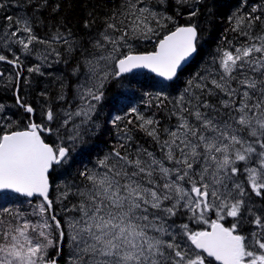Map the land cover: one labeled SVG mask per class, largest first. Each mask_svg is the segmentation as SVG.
I'll use <instances>...</instances> for the list:
<instances>
[{
	"label": "snow or ice",
	"instance_id": "obj_1",
	"mask_svg": "<svg viewBox=\"0 0 264 264\" xmlns=\"http://www.w3.org/2000/svg\"><path fill=\"white\" fill-rule=\"evenodd\" d=\"M137 3L143 0H128L125 16L134 18L130 24L113 16L100 33L101 39L91 42L93 48L106 54L84 57L85 79L75 86L74 99L81 101L75 111L69 108L56 112L49 106L41 113L46 123L30 120L22 129L0 127V192L43 198L36 206L38 211L34 209L30 214L41 217L37 223L0 204V217H11L7 223L0 218V264H57L49 249L61 255L66 237L72 253L69 264H264V214H257L249 206L251 195L246 191L250 188L256 197L264 199V34L242 33L253 42L234 51L221 50L213 60L218 68L186 82L175 101L176 129H165L169 139L160 144L162 159L146 149H137L133 158L125 143L114 146L103 158H97L91 169L79 172L86 182L84 188L72 192L68 187L62 193L65 199L70 192L78 197V203L64 211L79 215L67 217L64 222L57 218L49 199V177L57 167L70 162L73 146L82 143L90 131L86 126L104 99L105 84L137 69L173 81L197 52V28L188 25L177 26L159 38L153 51L134 53L129 40L158 35L149 17L158 24L160 19L172 20L158 18L148 7L137 8ZM252 12H256L255 7ZM196 14L192 11L189 16ZM7 19L12 21V17ZM257 21L264 23V18L241 16L233 31L244 23L252 28ZM16 24L21 27L12 31L11 37L21 31L28 34L27 40L14 41L23 53L30 54L34 42L49 43L33 34L27 19H18ZM62 38L60 33L53 37ZM64 43L69 54L79 46L67 39ZM106 45H111L110 51ZM0 61L17 65L20 57L0 55ZM28 71L43 75L41 65ZM79 74L78 63L72 75ZM69 87L62 83L58 99L71 104L63 91ZM221 93L227 99L220 100V109L202 99L205 94L212 97ZM17 104L25 113H34V108L22 103L19 96ZM129 112L136 113L141 130L160 143L157 130L151 127L155 122L137 113L135 107ZM76 118H81L80 123L75 122ZM123 119L117 115L111 123L116 125ZM62 129L68 133L67 143ZM127 132L125 126L123 140H131ZM52 135L59 143L47 142ZM165 161L172 166H165ZM244 174L247 185L237 182ZM189 213V222L206 227L193 230L189 223L178 227L175 221L169 223L172 217ZM212 213L215 218H210ZM228 218L232 222L226 226ZM244 224L254 225L257 230L245 234ZM54 232L58 238H54Z\"/></svg>",
	"mask_w": 264,
	"mask_h": 264
},
{
	"label": "trees",
	"instance_id": "obj_2",
	"mask_svg": "<svg viewBox=\"0 0 264 264\" xmlns=\"http://www.w3.org/2000/svg\"><path fill=\"white\" fill-rule=\"evenodd\" d=\"M8 1L10 0H0V4L3 5V7H0V24H3L5 31L13 29L16 22L15 18L10 15L11 11ZM11 1H13V5L28 15L34 26L33 31L35 35L43 32L52 41L59 42L61 39L54 40L53 37L58 33L69 34L73 41L79 45L76 47V52L78 53L80 51L84 52V47H86L87 43L91 39L98 38L100 32H104L106 23L112 22L110 18L115 16L117 21L125 20L123 17L128 4L126 0ZM146 1L152 8L158 11L160 17H172L170 21H173V24L170 25L167 22L169 20L162 19L164 25L160 27L158 35L153 39H157L158 42V39L168 34L169 31H172V27L174 26L193 25L197 28L198 33L197 52L173 83L164 84L162 82V84L160 81L159 84L167 88V96L155 95L154 83H158V80L146 73L142 75L133 74L128 80H125L127 81L126 83H123L125 81L119 78L110 79L103 88L104 99L98 105L99 114L95 116L97 119V129L92 130L93 132L89 137L83 138L81 149L73 153V157L68 164L57 167L56 171L51 173L50 183L53 188L55 179L58 177H61L67 184L70 181L69 184L72 185H85L86 182L79 176V172L95 164L97 158H102L106 150L111 151L114 146L122 143L119 134H124L125 126L128 129L127 134H131L132 136L130 144L124 141L129 153L132 152L135 145L153 147L156 140L141 130L135 113L129 112L134 99L143 101L144 104H139L138 108L145 110V113L153 119L155 129L160 133L163 127L169 123L172 125L176 122L168 97L181 92L185 88L186 82L200 70L198 67L201 59H206L213 55L218 57L223 49L234 51L235 48L245 43L253 42L249 40L248 35H243L242 33H248L251 36L263 34L264 23L260 21H257L252 28H249L247 23H244L236 31H233V29L237 28V19L241 16L247 17L253 15L264 18V0H199V3L196 0H186V2L181 3H178L177 0H162L159 3L158 0ZM254 7L256 8V12H252ZM234 9L237 10L238 14L235 15L233 13ZM192 11H196L197 14L189 16V13ZM9 15L12 17L11 22L7 19ZM118 26L123 27V25ZM109 32L111 33L110 30ZM154 48L155 46L144 48L139 46L134 53L150 52ZM67 54V61L77 66L79 55L75 54V51L74 54H69L67 51ZM65 73L68 72L63 71L59 73V78L64 76ZM128 83H130L129 86L126 85ZM33 84L37 85V82L34 81ZM16 88L18 89L17 96L20 97L22 103L27 104L28 102L31 106L32 102L39 104L38 98L40 96L37 95V92L33 91L34 87H28L32 90L27 94L25 84L23 83H18L12 89H5L0 86V100L6 99L12 104L16 103V97L13 94ZM50 90L51 88H45V92L40 93H46V95L42 96H48L49 98V96L54 95L56 88L53 87V90ZM209 100L212 103H216L214 98L209 97ZM47 105L56 106V99L55 103H48ZM21 109L20 107L16 108L18 113L16 116L13 114L16 121L11 124L10 128H7L8 130L22 129L28 124L29 116L23 113ZM117 115L124 117V119L113 125L111 120ZM129 120H132L133 123L129 124ZM159 133L158 135L161 138ZM52 196L53 194H51L50 199ZM72 197L73 194L70 192L68 201H72ZM53 208L57 209V206L53 205ZM178 216H175V219H179L178 221L191 223L189 222L188 215ZM64 243L63 241L61 255L57 256L55 249L49 251V254L56 258L57 264H66L67 254Z\"/></svg>",
	"mask_w": 264,
	"mask_h": 264
},
{
	"label": "rangeland",
	"instance_id": "obj_3",
	"mask_svg": "<svg viewBox=\"0 0 264 264\" xmlns=\"http://www.w3.org/2000/svg\"><path fill=\"white\" fill-rule=\"evenodd\" d=\"M126 1L128 3V0H126ZM161 1L162 0H158V3L161 2ZM132 2H135V0H132ZM136 7L137 8L148 7L149 9H151V11L157 13L158 18L160 17L158 15V11H156L154 8H152L147 3L146 0H143V3H137ZM126 11H127V9L125 10V12ZM125 12H124L123 19H125V23L126 24H128V23L130 24L131 20L134 19V18L133 17H126L125 16ZM234 13H235V15L238 14L237 10L234 9ZM16 20H18V19H16ZM149 22H150V26L155 29V33H158L161 25H164L162 19L159 20V24H158L156 20H153L151 17H149ZM167 22H169L170 25L173 24V21L169 20ZM16 27H21V25L16 24ZM174 28H176V26L172 27V30ZM32 30H33V28H32ZM12 31H14V30L13 29H8L7 31H5V29H4V31L1 32V34H0V38L2 39L1 45H3V48L4 49L10 48L11 51H12V54H15L16 51H15L14 46H16V48L18 50H20V51H22V49H21V46L19 44H17V43H14V41L17 40V39H25V40H27V35L28 34L21 31V32H19L17 34V37H11L10 33ZM110 31H112V30H110ZM100 33H102V32H100ZM100 33L98 34V38L91 39L87 43L86 47H84L86 49V51H85V49H84V52L80 51V54H79L80 74H79L78 77L72 75V70L73 69H71V74L70 75L65 74V76H66L65 78H63V77L59 78L58 75L54 79L51 78V77H48V73L47 72L46 73L43 72L42 69H46L47 68V66H46L47 62L54 63V62H56L57 59H60V61H61L62 58H63V55H62L61 51L60 50L58 51L57 48L54 47L53 45H51L50 42L47 43V44L44 43L43 45H39V46H35V47L33 45L34 43L30 45V48H31V53L30 54H33V52H34V55H37V58H36L37 64H33L32 63V59H30V62L27 61V62L23 63V65H21L22 71L23 72L25 71L26 73L24 75H22L21 79L24 78V77L27 78L23 82V84H25V89H26V93L27 94L30 92V90H32V89H30L28 87H32L33 86L34 87L33 91L37 92V95L40 96L38 98L39 104L37 102H32L33 103L32 107L36 110V113H37V116H38L39 119L42 116L41 113L45 112L47 110V108L49 107V105H47V104L48 103H55V99H56V104L59 105V107L56 106V109H55L56 112H61L62 109H69V108H71L72 111H75L77 106L80 105L81 101L78 98L74 99V97H75V86L77 84L81 83L85 79L84 72L86 71V69L84 68V65L82 63L84 57L87 56L89 59H91L93 55L99 56L101 54H106V52L102 53L100 50H97V49L92 47V43L91 42H94L95 40L101 39ZM33 34H34V31H33ZM156 36L157 35L153 34V35H151V37L149 39H144L143 37H139L137 39L129 40V43L132 45L133 52H135L139 48V46H141L142 48H144V47H154L155 44L157 43V39H153V38L156 37ZM101 43H103L102 40H101ZM106 49L108 51H110L111 50V45H106ZM123 51L127 52L128 49L125 48V49H123ZM57 53L60 54L59 57L57 56ZM142 53H145V52H142ZM256 55H259V54H256ZM23 56H27V54L23 53ZM8 57L12 58V59L16 58V57H12V56H8ZM214 58H218V57H215V55H213L212 57H208L206 59L205 58L201 59L200 60L201 63L199 65V67H198V68H200V70L197 71L192 78L196 77L197 75H200V76L206 75L209 70L214 69V68H218V63L215 64V65L213 64ZM0 64L2 66L7 65V64H2V63H0ZM19 64H21V63H19ZM35 65H41V72L45 76L44 79H41L43 75H41L39 73H35V72H31L30 73L28 71V68L34 67ZM137 74L138 75H142L144 73H137ZM249 74L250 75H257V73H251V72H249ZM130 76L131 75L120 77L119 79H121L122 81H125V80H128ZM17 79H18L17 73H16V76H15L14 73H11V74H9L7 76L6 79H0V86H2L4 88H11V87L13 88V86H16L18 84V82L16 81ZM21 79H20V81H21ZM37 79H39V81H38L37 85H34L33 82L35 80H37ZM126 82L127 81H125L123 83H126ZM62 83L71 85V87L63 89V91L66 93L67 101H71V104H69L68 102H66L64 100H59L58 99V96L60 95V93L62 91ZM159 83H160V81H158V83H154L155 95H157V96H167V88H165L162 85L163 84L162 82H161L162 84H159ZM129 84L130 83H128L126 85L129 86ZM233 86H235V85H233ZM53 87L56 88V92L54 93V95L49 96V98H48V96H42L41 95L40 92H45L44 88H47V89L51 88L50 91H52ZM209 87H211V85H209ZM37 88H40V90L37 91ZM182 91L177 93V94H175V95H172V96L168 97L169 101L171 102L172 112L178 110L177 106L175 104V101L180 96ZM13 94L17 95V91L14 90ZM204 96H205V98H204ZM204 96H202V99L207 100L209 103L215 105L217 109H220V107H221L220 106V100L222 98L223 99H227V97H224L223 94L221 93V94H219L217 96H212L211 97V98H214L216 100V103H212L209 100V96H207L206 94ZM77 100H79V102ZM57 101H59V102H57ZM194 102L195 101H193V103ZM139 104H144V103L140 99L139 100L138 99H134V101L132 103V108L135 107L137 109V113L142 115L144 118L149 119L150 116L145 113V110H141V109L138 108ZM0 106H2V108H0V127H4V128L7 129V128H9L8 125L12 122L11 121V122L8 123V120L10 118H12L11 115H10V112L13 113L15 111V108L19 107L20 105H18L16 103L12 104V103H10L9 100L3 99V100H0ZM202 111H209L210 112V110H204V109H202ZM221 111H225V110H221ZM26 114L28 116H30V114H28V113H26ZM211 114L216 115V113H211ZM135 115H136V113H135ZM184 115L188 116L187 113H184ZM174 117H175L174 120L176 121V122H174V124L171 125L169 123L167 126H165V127H163L161 129L160 133L157 131V133H159L161 135L160 143H157V141H156V143H155V145L153 147H143V146H140V145H138V146L135 145L133 147L132 152H131V154L133 155V158H135V153H136L137 149H146L148 152H152L157 159H162L163 158V154L161 152L160 144L163 143L164 140L169 139V136L165 132V129H169V130H175L176 129V125L178 124V119H177L176 115H174ZM223 118L226 119L227 117H223ZM150 119H152V118H150ZM188 119L190 120V122L195 123L193 117L188 116ZM80 120H81V118H76L75 122L76 123H80ZM42 122L46 123V121H43V119L39 121V123H42ZM139 123H141V121H139ZM89 124L87 126H89ZM68 127L71 128L72 125L69 124ZM97 127L98 126H96V128ZM151 127L155 128V125L153 124ZM61 134L64 135L65 142L67 143V135H68V133L65 130L62 129L61 130ZM85 135H84V137H85ZM54 136L55 135H53V137ZM57 143H59L58 140H57ZM80 144H81V142L76 143L75 144L76 146L74 145L73 148H75L76 151L80 150L81 149V147H79ZM165 151H166V149H165ZM108 152H110V151L106 150L105 154H107ZM103 156H102V158H103ZM143 158L145 160L148 159L146 155L143 156ZM93 165L89 169H91L93 167ZM165 166L171 167L172 165H170L167 161H165ZM237 182H243L245 185H247L246 174H244L241 178H238ZM68 187H71L72 191H76L77 187L84 188L85 185H81V186H78L77 184H74V185L69 184L68 185L67 182H65L61 177H58V178L55 179L54 188L52 190L53 196L51 198V201L53 202V205L57 206V209H54V211H55L56 214H58L57 218L60 219L62 222H64L67 217H72V216H78L79 215L76 212L64 211V209H71L74 204L78 203V197L76 195H73L72 201H68V197L66 199L62 197V193L65 192ZM246 191H248L249 194L252 195L251 201L248 202L249 206H251L253 208V210L257 214H264V199H262L261 197H256L253 193H251L250 188L246 187ZM29 201H31V203H29ZM65 201H67V202L65 203ZM40 202H41V200H39V199L28 200V199L22 198L20 196L14 195L12 193H1L0 194V204H2L3 206L9 207V208H11L13 210H18L19 212L24 213L25 214L24 218L28 219V220H31L33 223H37V222H39L41 220V217L39 215H30L34 211V209L36 211H38V208H36V206ZM45 215L47 216L48 214L46 213ZM187 215L190 216V213L187 214ZM0 218L4 219L5 223H7V221L9 219H11V217H8L7 215H5L3 217H0ZM178 218H180V217L178 216ZM210 218H215V214L214 213L210 214ZM178 220L179 219H175V217H172V219L169 221V223H171L172 221H175V225L177 227L179 225L183 224V223H188V222H185V221L180 222ZM231 222H232L231 218H228L227 221H226L227 226ZM189 227L192 228L193 230H200V228H203V227H206V226L205 225H197L195 222H191V223H189ZM64 230L67 233L66 225H65V229ZM252 230H257L254 225H251V224H244L243 225V231L245 232V234H247L248 232H250ZM57 236H58V234L54 232V238H56ZM64 242H65L64 245H65V250H66V254H67L65 263L69 264V258H70L72 253H71V250H70L69 245H68L67 237L65 238ZM50 250H52V249H49V251Z\"/></svg>",
	"mask_w": 264,
	"mask_h": 264
},
{
	"label": "flooded vegetation",
	"instance_id": "obj_4",
	"mask_svg": "<svg viewBox=\"0 0 264 264\" xmlns=\"http://www.w3.org/2000/svg\"><path fill=\"white\" fill-rule=\"evenodd\" d=\"M9 3H8V5H9V7H10V11H11V13H10V15H12L14 18H15V21H17L16 19H27L28 21H29V23H30V26H32V28H34V26H33V24L31 23V21H30V18L28 17V15H26V13H24L20 8H18V7H16L15 5H13L12 4V2L13 1H8ZM10 15L8 16V17H10ZM3 27V24H1L0 25V31H1V28ZM3 29V28H2ZM262 33H264V25H263V30H262ZM35 35V34H34ZM40 40H43L44 38H45V34L42 32V33H40L39 35H36ZM67 40H69V41H73V39L69 36L68 38H66ZM2 41V39L0 38V42ZM47 44V43H46ZM34 46H39L40 45V43H38V42H34V44H33ZM67 48H68V46L66 45V48H65V52H64V55H63V58H62V60L65 62V61H67V57H68V54H67ZM76 47L74 48V50L72 51V53L71 54H74V51H75V54H77V55H79L80 53H78V52H76ZM0 55H6L7 57H8V53H6L4 50H3V45H1L0 46ZM9 58V57H8ZM9 59H12V58H9ZM13 59H15V58H13ZM20 59H21V57H20ZM78 61H79V58H78ZM70 62V61H69ZM67 63L66 64V66L65 67H63L62 69H61V71H60V73L61 72H63V71H65V72H68V73H65V74H67V75H70L71 73V69H73V68H75L76 66L75 65H73L72 63ZM0 63H2V64H7L6 66L7 67H3L2 68V70H1V72H0V77H2V79H6L7 78V76L9 75V74H11V73H13L14 71L15 72H17V66L19 65V63L17 64V65H13V64H9V63H7L6 61H0ZM73 65V66H72ZM72 66V67H71ZM71 68V69H70ZM21 75V76H20ZM20 77H18V83L19 84H21V82H20V79H21V77H22V75H24V72L23 71H20ZM48 77H51V78H56V77H53V76H48ZM63 78H65L66 76L64 75V76H62ZM45 78V76H42V78L41 79H44ZM38 81H39V79H37V80H35V82H37L38 83ZM16 90L18 91V89L16 88ZM38 90H40V88H37V91ZM44 90H45V88H44ZM58 102V101H57ZM56 106L57 107H59V105H57L56 104ZM56 106H51L52 108H53V110H55L56 109ZM22 112L24 113V110H22ZM43 118H42V116H41V118L40 119H36L35 121H40V120H42ZM29 121H30V118H29ZM45 136H47V134H45ZM55 137L56 136H54L53 137V135L51 136V137H49L48 139H47V142H49V143H52L54 140H55Z\"/></svg>",
	"mask_w": 264,
	"mask_h": 264
},
{
	"label": "water",
	"instance_id": "obj_5",
	"mask_svg": "<svg viewBox=\"0 0 264 264\" xmlns=\"http://www.w3.org/2000/svg\"><path fill=\"white\" fill-rule=\"evenodd\" d=\"M195 55V54H194ZM194 55H193V57L192 58H190V60L187 62V63H185L184 65H183V67H182V70L191 62V60L194 58ZM181 70V71H182ZM139 71H144V72H146V73H148V74H150V75H152L153 77H155V78H157L158 80H160V81H162V82H165V83H168V84H170V83H172V82H174L175 81V79L173 80V81H166V80H164L162 77H158V76H156V74L155 73H151L149 70H147V69H137V70H134V72H139ZM180 71V72H181ZM179 72V73H180ZM128 74H131V73H128ZM125 75H127V74H125ZM33 114V113H32ZM50 191H51V185H50V189H49V195H50ZM1 193H4V192H0V194ZM14 194V193H13ZM16 195H19V194H16ZM19 196H21V195H19ZM21 197H24V196H21ZM24 198H28V199H34V198H37V197H31V198H29V197H24ZM40 199H43V198H40Z\"/></svg>",
	"mask_w": 264,
	"mask_h": 264
},
{
	"label": "bare ground",
	"instance_id": "obj_6",
	"mask_svg": "<svg viewBox=\"0 0 264 264\" xmlns=\"http://www.w3.org/2000/svg\"><path fill=\"white\" fill-rule=\"evenodd\" d=\"M71 109V108H70Z\"/></svg>",
	"mask_w": 264,
	"mask_h": 264
}]
</instances>
